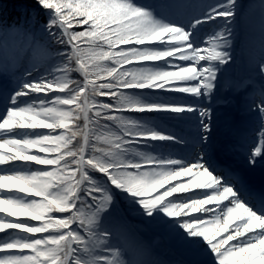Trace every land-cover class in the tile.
Segmentation results:
<instances>
[{
  "label": "snow or ice",
  "instance_id": "snow-or-ice-1",
  "mask_svg": "<svg viewBox=\"0 0 264 264\" xmlns=\"http://www.w3.org/2000/svg\"><path fill=\"white\" fill-rule=\"evenodd\" d=\"M38 3L50 10L47 37L58 47L50 51L36 44L29 68L15 79L14 93L5 97L0 92V165H11L0 168V189L26 194H0V213L5 214L0 215V233H6L0 238V264H156L127 258L126 222H109L113 205L109 185L127 193L139 205L136 213L149 225L202 237L216 264H264V201L254 207L247 196L242 197L238 178L222 180L220 173L199 161L192 165L157 162L140 152H136L139 161L125 158L147 141L172 139L141 131L126 113L194 111L142 105L128 93L152 90L209 96L219 83L214 65L231 62L227 49L232 33L227 25L235 19L237 0L189 2L185 7L193 12L183 27L157 20L153 11L131 0ZM221 18L224 31L198 46L194 32ZM85 25L83 30H73ZM155 42L164 49L149 47ZM249 60L264 76V62L254 51ZM150 61H164L166 68L134 67ZM32 96L44 99L22 106V98ZM255 108L264 124V98ZM201 116L211 119L207 111ZM11 129L48 131L9 136ZM204 131H210L206 124ZM261 138L264 141V133ZM260 155L258 147L249 163ZM31 165L42 167L30 173L18 170ZM172 165H180V170H163ZM92 173H99L105 182L98 183ZM183 177L191 179L183 182ZM191 188L211 191L169 199ZM224 201L228 203L222 205ZM20 216L37 223L9 219ZM9 233L25 235L9 239Z\"/></svg>",
  "mask_w": 264,
  "mask_h": 264
},
{
  "label": "rangeland",
  "instance_id": "rangeland-1",
  "mask_svg": "<svg viewBox=\"0 0 264 264\" xmlns=\"http://www.w3.org/2000/svg\"><path fill=\"white\" fill-rule=\"evenodd\" d=\"M189 2L194 5L195 0H131L135 6L153 11L157 20L163 19L165 22L182 27L187 24L188 18L193 12V8L185 7ZM234 14L235 19L227 25L232 33L231 47L227 49L231 55V62L223 67H220L219 64L214 65L219 69V83L209 96H191L152 90H137L128 93L134 102L142 105L192 107L194 111L170 112L173 115L172 121H166L157 112L126 113V117L134 121L141 131L172 137L171 140L166 141H147L137 146L134 152H129L125 157L126 159L139 161L141 157L137 156L136 152H140L143 157L151 158L157 162L178 161V152L174 150V146H188L189 138L196 132L201 133V137H206L203 132L205 124L216 130V125L221 121L220 142L226 145V148L223 149V154L226 153L225 156L234 158L244 166L254 167L257 162L250 164L249 157L259 147L261 155L257 159L260 158L264 163V141L261 138V134L264 133V124H262L260 114L255 108V105L264 98V76L260 75L258 66H253L249 60V53L254 51L257 59L264 62V0L261 4L258 0H237ZM224 28L225 24L222 18L199 27L194 32L197 45L205 46V41L216 38L218 33L224 31ZM149 47L163 50L165 46L155 42ZM208 49L211 51L210 45ZM32 59L33 56H31L29 49L22 46L20 38H8L6 32L0 31V92H3L5 97L14 93L16 77L29 68ZM144 63L152 64L134 67L149 71H160L166 68L164 61ZM201 63L205 62L202 61ZM128 66L133 67L132 65ZM40 74L42 73H35L34 75ZM230 110H234V112L230 114ZM202 111H207L211 115V119L205 120L201 116ZM228 118L233 120H230L233 125L230 124V121L228 122ZM248 126H250L249 129ZM244 130L246 131L243 132ZM9 132L10 136H15L14 129L9 130ZM240 133H243L241 140H239ZM235 136L238 137V141L244 140L251 144L246 149V145L242 146L238 144L237 139H233ZM196 156L199 158L201 155ZM188 163L183 161L182 164L189 165L190 163ZM10 167V164L0 165V168L4 169ZM37 167L42 166H21L18 170L30 173L37 170ZM163 170H180V166L172 165ZM91 175L98 183L105 182V178L99 173H92ZM181 180L183 182L189 181L186 177L181 178ZM178 182L172 181L174 184ZM108 191L113 198V205L109 209L111 213L109 222H126L124 242L129 248L127 258L149 259L155 261L156 264H216L214 256L206 250L207 248L203 247V242L199 238L188 236L183 229H180V233H183L181 236L166 225H149L144 217L136 213L139 205L135 204L127 193L121 192L111 185L108 186ZM163 191L164 189L159 190V192ZM159 192L154 193V195L159 194ZM0 194L26 195L18 193L16 190L9 192L4 189H0ZM197 194L198 192L192 191L175 193L169 199ZM28 198L32 199V197ZM161 214L163 215V213ZM0 215L5 214L0 213ZM193 215L199 214L193 213ZM9 219L37 223L28 217H9ZM4 235L6 233H0V238ZM22 235L25 234L9 233L8 238L19 239Z\"/></svg>",
  "mask_w": 264,
  "mask_h": 264
},
{
  "label": "bare ground",
  "instance_id": "bare-ground-1",
  "mask_svg": "<svg viewBox=\"0 0 264 264\" xmlns=\"http://www.w3.org/2000/svg\"><path fill=\"white\" fill-rule=\"evenodd\" d=\"M43 97H23V106H29L32 103H39ZM234 110H230L229 113L232 114ZM160 114L162 118H164L166 121H172L173 115L170 112H157ZM232 120L228 118V122ZM233 121V120H232ZM230 121V124L232 123ZM221 121L216 125V130L209 128L210 131L205 133L204 129L203 132L206 135L207 139L204 140V137H201V133H195V135H192L190 139V143L188 146H174V150H176L177 153V159L180 162V164L184 162H189L191 165L197 161L201 163H205L206 165H210L211 168H215L216 165L219 167L221 166L222 170H219V172L224 171L225 173H228V177H236L238 178L241 187L240 195L242 197L247 196L249 198L248 202L252 204L254 207H260V202L264 201V163H262V160L256 159V166H248V165H242L241 163H238L234 158L227 157L225 154H223V149L226 148L225 144L223 142H220V137L222 133V128L220 127ZM233 125V124H231ZM254 126V125H253ZM252 126V127H253ZM220 128V130H219ZM248 129L250 126L247 127ZM34 131H48L47 129H36V130H30V129H14V135L17 133H24L26 132L27 135L34 136L35 133H32ZM244 130L243 132H245ZM29 132V133H27ZM235 134V132H233ZM243 133H240L239 140H241V136ZM2 135V133H0ZM8 135L10 136V132H8ZM237 136V135H236ZM233 137V139H237L238 137ZM238 144L244 146L246 145V149L248 148V145H250V142L238 141ZM228 148V147H227ZM201 155L199 158L196 155ZM220 157V159H218ZM203 158V159H201ZM220 161L219 163H216L217 161ZM188 163V164H189ZM189 164V165H190ZM180 166V165H176ZM190 181V177H186ZM188 181V182H189ZM189 191L192 192H198L202 193L205 191H211L208 189H198V188H191ZM228 201L222 202L223 204H227ZM206 207H213L212 205H208ZM201 215V213H196ZM23 216L16 217V218H22ZM239 221H237L238 223ZM231 227H235V224H233ZM227 233L222 234V236H226ZM222 237H217V239H220ZM203 242V247L207 248L206 250L208 252H211L208 244L203 240V238H199ZM230 244L236 243L235 241H230Z\"/></svg>",
  "mask_w": 264,
  "mask_h": 264
},
{
  "label": "trees",
  "instance_id": "trees-1",
  "mask_svg": "<svg viewBox=\"0 0 264 264\" xmlns=\"http://www.w3.org/2000/svg\"><path fill=\"white\" fill-rule=\"evenodd\" d=\"M263 3V0H258ZM51 19L50 10L44 9L38 0H0V31L7 33L8 38H20L22 46L29 49L33 56L36 44L47 47L50 51L57 45L47 37L46 25ZM87 26H77L73 30H83ZM129 67L130 66H126ZM81 79L78 73L71 74Z\"/></svg>",
  "mask_w": 264,
  "mask_h": 264
}]
</instances>
